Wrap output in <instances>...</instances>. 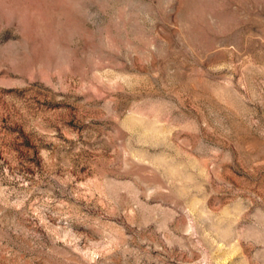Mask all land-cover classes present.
<instances>
[{
	"label": "rangeland",
	"instance_id": "1",
	"mask_svg": "<svg viewBox=\"0 0 264 264\" xmlns=\"http://www.w3.org/2000/svg\"><path fill=\"white\" fill-rule=\"evenodd\" d=\"M0 264H264V0H0Z\"/></svg>",
	"mask_w": 264,
	"mask_h": 264
}]
</instances>
